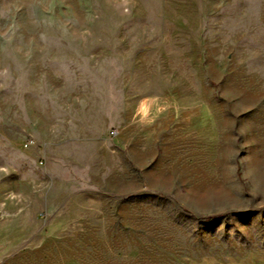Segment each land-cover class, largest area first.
I'll return each mask as SVG.
<instances>
[{
	"label": "rangeland",
	"instance_id": "obj_1",
	"mask_svg": "<svg viewBox=\"0 0 264 264\" xmlns=\"http://www.w3.org/2000/svg\"><path fill=\"white\" fill-rule=\"evenodd\" d=\"M112 68L118 90L127 79L178 112L221 115L224 140L203 195L183 184L133 195L120 264H264V0H0L1 261L33 248L14 230L36 188L21 178L41 165L28 117L45 101L74 113L60 100L79 89L107 96Z\"/></svg>",
	"mask_w": 264,
	"mask_h": 264
},
{
	"label": "crops",
	"instance_id": "obj_2",
	"mask_svg": "<svg viewBox=\"0 0 264 264\" xmlns=\"http://www.w3.org/2000/svg\"><path fill=\"white\" fill-rule=\"evenodd\" d=\"M116 74L112 68L105 97L100 88H86L60 100V106L77 105L74 113L48 109L45 101L41 113L28 117L23 133L36 141L29 148L43 164L34 167L35 178H21L36 188L19 197L14 230L21 234L18 247L33 248L0 264H120L116 249L132 242L119 241L117 227L126 229L134 194L183 184L189 195H203L212 184V168L221 166L224 140L216 120L222 116L190 103L178 112L174 97L169 107L158 93L134 95L126 78L118 90ZM22 211L28 226L17 225Z\"/></svg>",
	"mask_w": 264,
	"mask_h": 264
},
{
	"label": "built area",
	"instance_id": "obj_3",
	"mask_svg": "<svg viewBox=\"0 0 264 264\" xmlns=\"http://www.w3.org/2000/svg\"><path fill=\"white\" fill-rule=\"evenodd\" d=\"M115 131H113L112 132V135H115ZM35 144V141L34 140H29L26 144H25V146L28 148V147H30V146H33ZM43 162H41V164H42Z\"/></svg>",
	"mask_w": 264,
	"mask_h": 264
}]
</instances>
